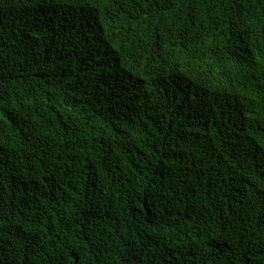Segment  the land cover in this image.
<instances>
[{
  "label": "trees",
  "instance_id": "1",
  "mask_svg": "<svg viewBox=\"0 0 264 264\" xmlns=\"http://www.w3.org/2000/svg\"><path fill=\"white\" fill-rule=\"evenodd\" d=\"M0 264H264V0H0Z\"/></svg>",
  "mask_w": 264,
  "mask_h": 264
}]
</instances>
